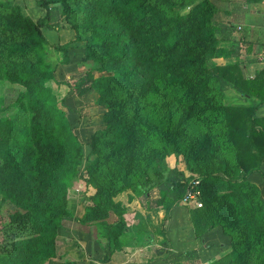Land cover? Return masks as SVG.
Returning a JSON list of instances; mask_svg holds the SVG:
<instances>
[{"label":"trees","instance_id":"16d2710c","mask_svg":"<svg viewBox=\"0 0 264 264\" xmlns=\"http://www.w3.org/2000/svg\"><path fill=\"white\" fill-rule=\"evenodd\" d=\"M215 1L199 0L186 13L169 14L174 4L167 0L163 1V6L156 0H36L35 5L44 13L32 19L17 5L0 0L2 75L9 82L23 87L24 104L20 102L18 108L24 110L26 106L33 113L31 119L19 121L13 117L0 120V129L6 137H11L19 129L26 143L20 158H9L4 153L0 162V177H3L0 193L12 203L29 208L38 232L34 238L14 242V250L3 255L2 264H28L27 259L32 256L51 253L48 248L54 228H46L50 221L48 213L58 209L64 213L66 191L71 181L82 175L77 170L82 158L81 143L62 109L63 97L58 99L46 83L52 81L64 85V95L69 92L80 95L94 90L103 96L108 94L112 81L137 82L145 92L155 89L153 79L177 84L185 82L186 85L193 81L190 92L199 94L200 98L198 86L209 92L208 98L200 99L203 105L196 106V113H203L212 102L209 109L220 114L219 124L223 129L219 143L223 150L214 148L211 138L199 136L189 150L197 164L193 168L196 175L185 182L167 183L166 191L172 192L168 205L157 201L150 204L164 210L161 231L169 210L189 189H196L201 202L196 209L207 212L205 218L200 219L202 224L206 223L208 227L219 225L230 238V256L226 264H264L262 201L257 186L246 179L256 169V160L264 161V117L255 118L252 106L224 104L220 100L221 91L212 92L213 86L221 89L230 85L238 92L259 96L261 103L264 101V71L244 77L237 62H215L223 54L214 36ZM54 3L62 5V13L71 20V27L81 31L74 40L83 42V59L96 65L97 76L87 70L57 80L44 64L41 54L46 39L41 28L55 26L50 22L49 8ZM70 43L58 44L55 49L65 55ZM199 49L205 50L204 54H199ZM200 74L203 80H198ZM103 119L104 128L90 137L91 153L96 151L95 145L101 143L113 147L111 154L115 156L110 157L111 162L103 170L97 154L85 163V182H93L94 191L88 197L90 202L85 206L82 219L95 222L98 215L103 218L107 212H112L114 222L104 224L99 235L114 243L125 225L126 210L122 202L113 198L130 187L132 166L148 157L142 151L150 148H142L141 140L145 137L131 118L106 114ZM31 146L37 154L35 166L29 164ZM213 149L220 151L218 158L214 152L210 153ZM150 152L155 153L152 149ZM203 157L207 160H201ZM227 158H231V162ZM155 172L158 181L160 173L156 169ZM142 179L145 188L153 184L145 172ZM195 181L197 183L190 188ZM16 187H20L21 196L13 191ZM165 193L160 194L166 199ZM144 197L147 200L146 194ZM198 212L192 213L195 220ZM32 240L39 248L27 253L20 261L18 254H22ZM62 264L77 263L67 260Z\"/></svg>","mask_w":264,"mask_h":264},{"label":"rangeland","instance_id":"374dc122","mask_svg":"<svg viewBox=\"0 0 264 264\" xmlns=\"http://www.w3.org/2000/svg\"><path fill=\"white\" fill-rule=\"evenodd\" d=\"M163 1L156 0L161 6H163ZM167 1L174 4L169 10V14H172L174 12L186 13L199 0ZM34 7L40 8L36 5ZM49 8L51 11L50 22L55 23V26L53 28H41L46 39L41 54L44 64L48 66L57 80L68 79L70 76L78 75L87 70L97 76L99 73L96 71V65L83 59V42L74 40L76 36L81 35V31L71 27L72 22L64 17L60 3L50 4ZM42 10L40 8L41 12ZM67 41H71V43L68 45L66 54L63 55L55 47ZM204 52L205 50L199 49V54H204ZM2 66L0 63V120L13 117L18 118L19 121L23 118L31 119L33 113L26 106H24V110L18 108L20 102L24 104V98L21 96V93L24 92L23 87L6 80L2 75ZM197 78L203 80V75L200 74ZM194 81L196 82V79ZM46 84L58 99L63 97L62 109L81 143L82 158L77 170L82 175H77L66 191L64 213L61 212V209L55 210L52 214L48 213L50 221L46 228H54L50 239L51 244L48 248L51 253L40 257L32 256L27 259L28 264H62L67 260L80 264L79 258L87 253L84 251L86 248L83 245L85 240L83 238L91 234L98 241L101 240L102 237H100L99 232L102 231V226L114 222L115 216L110 211L103 218L98 215V220L95 222H91L92 219H82L85 214V206L90 202L88 197L94 191L93 182H85L87 177L83 171L85 163L90 162L93 156L97 154L100 158V169L103 170L111 162L110 157L115 156L111 154L113 147L109 148L101 143H97L95 145L96 151L91 153L90 137L95 131L104 128L103 118L106 114H112L115 117L123 115L131 118L142 130L140 131L142 137H145L143 140L140 138L142 148L148 146L155 152L151 153L150 149L142 151L148 157H143L136 166H132L133 174L131 175L130 187L123 193L114 196V201L126 203V207H129L132 199L134 205L140 207H148L155 201L168 205L172 192L166 191L168 190L167 183L177 180L185 182L196 175L193 168L197 164L195 159L189 155V150L199 136L211 138V144L214 148L223 150L219 147L223 133L219 124L220 114L209 109L213 104L212 102L208 104L207 110L203 113H196V106L203 105V102L200 103V99L208 98L209 92L203 91L199 86L198 92L201 94V98L199 94L190 92L193 81L186 85L185 82L177 84L159 82L153 79L155 89L145 92L139 88L137 82L124 80L117 83L112 81L108 94L103 96H99L94 90H88L80 95H74L71 92L64 95L66 90L64 85H56L52 81H48ZM225 90L227 89H220L217 85L212 87L213 94L221 91V97ZM213 98L218 99L217 97ZM220 100L223 102V99ZM15 101L16 103H14ZM25 145L19 129L14 131L9 138L0 129V162L3 161L5 152L9 158L15 156L20 158L21 152H25ZM30 149L29 164L35 166L37 154L32 146ZM212 152L218 158L220 151L213 149L210 153ZM209 158L212 157L209 156ZM201 160L207 159L203 157ZM227 160L231 162V158H227ZM155 169L160 173L158 181ZM144 172L153 182L147 188L143 185ZM2 180L3 177H0V181ZM13 191L15 194L18 192V196L23 194L20 193V187H16V190ZM162 192L167 193L166 199L161 196L160 193ZM144 194L148 196L147 200ZM196 210L199 211L198 217L204 219L207 212L201 208ZM30 214L31 211L28 207L23 208L14 204L9 199L3 198L0 193V264L3 262V255L14 250V242L37 236L38 232L33 225L34 221ZM38 248L39 246L32 240L29 247L24 248L22 254H18V259L21 261L27 253ZM100 256L102 255L100 254Z\"/></svg>","mask_w":264,"mask_h":264},{"label":"crops","instance_id":"0c3cea01","mask_svg":"<svg viewBox=\"0 0 264 264\" xmlns=\"http://www.w3.org/2000/svg\"><path fill=\"white\" fill-rule=\"evenodd\" d=\"M5 1L17 5L32 19L43 14L42 8L41 12L34 7L35 0ZM215 6L214 36L217 47L223 51L215 62H237L244 77L264 71V0H216ZM225 88L224 104L252 106L255 118L264 117V101L260 103L259 96L238 92L230 85ZM255 167L246 179L259 189L264 213V161L256 160ZM130 203L129 207L124 204L125 225L116 242L104 238L98 241L91 234L83 238L87 253L79 258L80 264H226L228 261L229 236L219 225L208 227L199 217L195 220L192 213L196 207L191 204L180 201L172 207L162 232L163 209L135 206L133 199Z\"/></svg>","mask_w":264,"mask_h":264},{"label":"built area","instance_id":"2783aa9c","mask_svg":"<svg viewBox=\"0 0 264 264\" xmlns=\"http://www.w3.org/2000/svg\"><path fill=\"white\" fill-rule=\"evenodd\" d=\"M196 183H197L196 181L192 183L190 188H193ZM198 196H199V192L196 189H192V190L189 189L182 197L181 202L186 204H191L192 206L198 208L201 206V202L199 201Z\"/></svg>","mask_w":264,"mask_h":264}]
</instances>
